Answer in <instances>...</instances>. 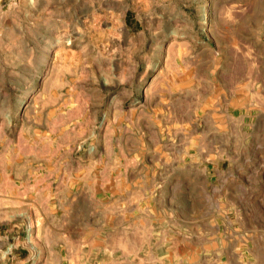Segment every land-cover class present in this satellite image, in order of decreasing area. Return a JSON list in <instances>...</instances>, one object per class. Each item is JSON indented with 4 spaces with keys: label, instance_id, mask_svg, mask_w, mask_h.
<instances>
[{
    "label": "rangeland",
    "instance_id": "1",
    "mask_svg": "<svg viewBox=\"0 0 264 264\" xmlns=\"http://www.w3.org/2000/svg\"><path fill=\"white\" fill-rule=\"evenodd\" d=\"M0 239L264 264V0H0Z\"/></svg>",
    "mask_w": 264,
    "mask_h": 264
},
{
    "label": "crops",
    "instance_id": "2",
    "mask_svg": "<svg viewBox=\"0 0 264 264\" xmlns=\"http://www.w3.org/2000/svg\"><path fill=\"white\" fill-rule=\"evenodd\" d=\"M5 240L7 239L5 238ZM20 249L21 250L11 248L10 252L5 254L6 260L0 264H27L28 259L26 257V251L22 250L21 246ZM1 253H5V252H1Z\"/></svg>",
    "mask_w": 264,
    "mask_h": 264
}]
</instances>
